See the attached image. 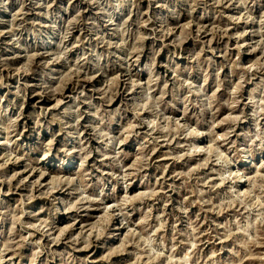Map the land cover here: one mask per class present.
<instances>
[{"label":"rangeland","instance_id":"rangeland-1","mask_svg":"<svg viewBox=\"0 0 264 264\" xmlns=\"http://www.w3.org/2000/svg\"><path fill=\"white\" fill-rule=\"evenodd\" d=\"M0 264H264V0H0Z\"/></svg>","mask_w":264,"mask_h":264}]
</instances>
